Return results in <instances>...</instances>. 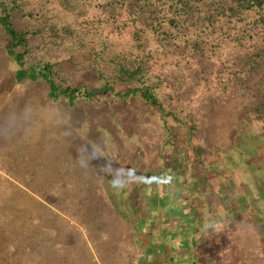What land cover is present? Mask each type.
<instances>
[{"label": "rangeland", "instance_id": "obj_1", "mask_svg": "<svg viewBox=\"0 0 264 264\" xmlns=\"http://www.w3.org/2000/svg\"><path fill=\"white\" fill-rule=\"evenodd\" d=\"M23 1L31 15L16 18L19 28L51 32L54 26L92 17L95 0ZM224 42L203 45L211 55L203 58L191 49L185 62L175 61L152 40L151 48L161 50L151 73L161 83L157 105L139 96L120 100L103 92L89 100L75 93L72 103L65 94L52 97L42 78L17 80L18 63L7 54L9 38L0 28V264H142L130 257L137 250L135 213L124 211V197L115 194L122 191V177L143 190L152 183L140 163L144 145L151 148L150 141L164 138L169 120L172 126L188 122L185 126L192 127L194 144L200 146L196 150L202 152L203 145L211 153L232 149L244 124L249 126L247 145L254 135L250 132L264 125L250 118L255 111L252 92L261 91L257 82L246 89L234 79L226 89L229 72L238 67V50ZM81 51L68 37L37 54L51 64L62 88L98 89L103 82L89 70L90 63L80 60ZM176 132L172 129L173 136ZM170 139L164 145L168 158L170 150L179 148ZM133 162L138 164L131 172ZM238 163L243 165V159ZM165 164L159 180L172 177Z\"/></svg>", "mask_w": 264, "mask_h": 264}, {"label": "trees", "instance_id": "obj_2", "mask_svg": "<svg viewBox=\"0 0 264 264\" xmlns=\"http://www.w3.org/2000/svg\"><path fill=\"white\" fill-rule=\"evenodd\" d=\"M91 11L92 17L75 25L54 26L49 33L19 28L17 19L31 15L23 0H0V28L9 38L7 54L18 63L17 80L42 78L52 97L65 94L72 103L75 93L89 100L103 92L120 100L140 93L157 105L161 83L151 73L161 48L175 56V61L188 62L191 49L203 58L208 54L203 45L223 40L238 50L234 58L238 67L228 74L227 91L234 79L246 89L257 82L261 91L252 92L255 111L250 118L264 121V0H95ZM36 36L41 38L36 40ZM68 37L80 44V60L90 63L89 70L103 82L98 89L62 88L54 79L51 64L38 58L39 50L52 41L64 43ZM112 40H126L127 44L114 43L111 48L107 44ZM152 40L160 49L151 48ZM100 43H105L108 51L100 48ZM124 89L126 92L121 91ZM183 123L181 126L189 124Z\"/></svg>", "mask_w": 264, "mask_h": 264}, {"label": "crops", "instance_id": "obj_3", "mask_svg": "<svg viewBox=\"0 0 264 264\" xmlns=\"http://www.w3.org/2000/svg\"><path fill=\"white\" fill-rule=\"evenodd\" d=\"M132 96L145 99L141 94ZM164 127L167 135L150 141L151 148L144 145L139 156L152 183L143 190L140 185L130 187L122 177V191L115 194L124 197V211L135 213L132 236L137 250L132 249L131 260L142 264H264V125L250 132L254 135L249 147L244 141L249 126L244 124L232 149L214 153L203 145L202 152L196 150L200 146L194 144L188 126H172L169 120ZM172 137L179 148L170 150L172 157L168 158L164 145ZM236 148L240 153H234ZM241 159L243 165L238 163ZM164 163L173 174L159 180ZM137 164H131V172Z\"/></svg>", "mask_w": 264, "mask_h": 264}, {"label": "clouds", "instance_id": "obj_4", "mask_svg": "<svg viewBox=\"0 0 264 264\" xmlns=\"http://www.w3.org/2000/svg\"><path fill=\"white\" fill-rule=\"evenodd\" d=\"M0 134H2V133H0Z\"/></svg>", "mask_w": 264, "mask_h": 264}]
</instances>
